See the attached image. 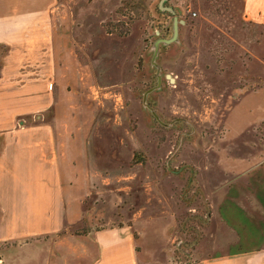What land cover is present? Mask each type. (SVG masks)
Instances as JSON below:
<instances>
[{"label":"rangeland","instance_id":"374dc122","mask_svg":"<svg viewBox=\"0 0 264 264\" xmlns=\"http://www.w3.org/2000/svg\"><path fill=\"white\" fill-rule=\"evenodd\" d=\"M124 1L58 0L48 12L67 38L55 84L67 87L71 106L69 118L56 122L69 120L75 151L82 146L88 172H99L83 199V229L102 217L105 227L127 223L155 200L171 213L163 264H201L211 250L212 199L194 179L209 170L197 175L195 164H220L213 177L230 176L220 173L230 158L227 113L233 99L256 96L264 82V27L230 12L228 0H165L174 14L160 0ZM174 17L177 40L159 43L152 63V44L172 36ZM39 73L26 70L27 77ZM44 117L30 113L27 124Z\"/></svg>","mask_w":264,"mask_h":264},{"label":"crops","instance_id":"0c3cea01","mask_svg":"<svg viewBox=\"0 0 264 264\" xmlns=\"http://www.w3.org/2000/svg\"><path fill=\"white\" fill-rule=\"evenodd\" d=\"M57 1L0 0V264H163L172 225L168 205L153 200L127 223L119 218L105 227L98 216L100 226L83 229V199L99 172H88L82 146L75 151L69 120L56 122L69 118L71 106L67 87L55 84L65 52L60 41L67 39L48 13ZM123 1L97 0L101 7ZM227 2L230 12L264 27V0ZM30 66L38 77L26 76ZM245 94L227 113L230 158L220 173L230 176L213 177L220 164H195L197 175L209 170V177L194 179L212 199L211 250L201 264H264V82L256 96ZM33 112H44L46 122L27 124Z\"/></svg>","mask_w":264,"mask_h":264},{"label":"water","instance_id":"95a60500","mask_svg":"<svg viewBox=\"0 0 264 264\" xmlns=\"http://www.w3.org/2000/svg\"><path fill=\"white\" fill-rule=\"evenodd\" d=\"M164 1L165 0H160V5H159L160 8L161 9H165V10L169 11L170 13L174 14V9L171 6H164V7L162 6ZM176 40H177V19H176V17H174L172 36L170 38H168V39L158 38L152 44V50H153L152 63H154L155 57L157 56V48H158V44L159 43L167 44V43H170V42H173V41H176ZM167 77H169V76L167 75ZM157 87H159V77H158V85L156 86V88ZM150 90L151 89H149L148 91H150ZM158 120L160 121V119H158Z\"/></svg>","mask_w":264,"mask_h":264}]
</instances>
